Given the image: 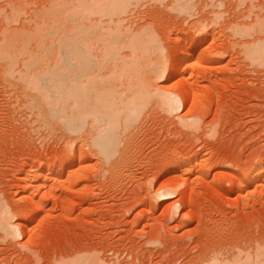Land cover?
Instances as JSON below:
<instances>
[{
    "label": "rangeland",
    "instance_id": "374dc122",
    "mask_svg": "<svg viewBox=\"0 0 264 264\" xmlns=\"http://www.w3.org/2000/svg\"><path fill=\"white\" fill-rule=\"evenodd\" d=\"M58 1L0 0V39L24 32L18 29L38 32ZM159 1L131 7L122 27L137 33L150 25L163 65L194 48L197 56L181 80L197 97L175 112L155 98L157 105L147 106L123 134L113 171L93 155L85 133L41 124L21 83L2 76L0 60V211L10 218L9 231L0 227V264H204L264 252V177L244 187L255 169L264 170V58L244 53L245 45L264 39V0H192L190 14L176 0ZM61 13L53 16L56 26L72 25ZM241 24L248 32L255 25L257 34L245 27L242 36ZM155 83L166 95L178 93L172 78ZM56 161L71 181L52 177V188L38 191L44 207L36 222L38 212L29 214L26 206L27 186L35 169L41 177ZM178 161L184 167L177 170ZM198 161L209 165L208 175L195 167ZM181 184L175 197L158 199Z\"/></svg>",
    "mask_w": 264,
    "mask_h": 264
},
{
    "label": "bare ground",
    "instance_id": "6f19581e",
    "mask_svg": "<svg viewBox=\"0 0 264 264\" xmlns=\"http://www.w3.org/2000/svg\"><path fill=\"white\" fill-rule=\"evenodd\" d=\"M142 1H58L55 4L56 8H47L48 12L42 17L44 18V24L41 23L42 28L41 24L37 25L39 26L37 28L38 32L34 33L36 29L34 31L32 29L31 33L34 34L29 35L30 32L28 31L30 29H27V31L26 29H18V31L24 32L17 33L13 30L14 33L7 34L6 39H0V60L4 61L3 68L1 67L2 70L4 69V73L1 74L8 77V80L13 79L21 83L22 87L20 86V88H23V93L28 98L26 105L35 111L34 113L38 116V120L42 122L41 124L54 127L58 123L60 127L71 134L85 133L86 138L90 141L93 155L101 158L106 163L105 166L108 164L110 166L109 170L112 171L115 170L114 167L118 166L116 163H118L122 154L123 142L125 141L123 136L139 120L144 110L146 111V107L155 102V98H160V104L166 111H178L185 107L188 100L197 97L195 91L191 88L192 86L183 83L181 80L182 75L190 70L193 60L197 56L196 50H193L194 48L188 50L185 47L186 49L180 53L183 56L179 60L172 61L170 65H163L162 56H160V52L162 53L161 46H159L157 36L154 35L155 31L152 30L150 25H148L151 28L149 29L154 33L149 31L148 26L144 30L137 29V33H135L136 30L125 28L124 25L122 27V24H124L122 15L125 17L126 14L131 13L133 10L130 12V9L133 6H138ZM160 1L163 2V0ZM188 1L192 0H176L174 6L179 10H187L186 13L190 14L188 11L193 8H190L191 5L188 4ZM19 5L16 6L15 12L18 9L21 11V5ZM61 11V14L68 17L72 25L57 27L58 24L52 19L53 16H58ZM104 19L106 20L105 23ZM262 23L257 21L255 25L257 27L259 25L263 26ZM107 24H109V28L106 27ZM111 25H114V27L111 28ZM241 25H238V28L243 36L244 31L249 26ZM255 25H253L252 30L249 29V32L247 30L249 35L250 31L254 32ZM239 30L237 29V31ZM258 33L262 32L258 31ZM32 41L35 44L33 48H30ZM249 45H245L246 50L244 48V53L247 56L249 55V58L251 56L250 59L257 56L264 58V39L255 41L252 46ZM123 50L124 52L129 50L130 52L128 51V54L122 55ZM203 58L208 60L207 57ZM20 59H23V62H21L23 66L16 70V66L21 64L19 63ZM39 65L45 67L40 69ZM2 70L1 72H3ZM159 78L167 81L171 78L175 80V89L177 88L178 93L173 95L171 91L169 92L170 95H166L161 92L162 87L156 86L155 83ZM72 157L67 160L68 163L73 159ZM35 164L37 166L42 165L41 162L34 163V166ZM177 164H179L177 170L184 167L179 161ZM37 166L35 167L38 168ZM61 167V161L60 163L56 161L41 177L40 169L33 171L34 181L30 183L31 185L28 183L29 194L26 193L28 196L25 200L28 201L26 205L28 211L31 209L38 212L36 222H39V214L42 207H44V200L40 199V201L37 198L38 191L42 187L49 191L52 188L50 187L52 186L51 182H49L52 177L57 176L59 180L63 178L71 181V176L63 175ZM195 167L202 169L204 175H208L211 171L209 165H203L200 161L195 164ZM87 168L88 166H85L82 169L86 170ZM263 171L262 167L255 169L252 178L246 182L244 187L256 186L259 180L264 177ZM181 187L182 184L176 190L174 189L175 191L163 193L158 199L162 201L175 197L180 191L177 192V190ZM240 187L237 189L239 190ZM184 193L183 191L182 195ZM27 209L25 214L28 212ZM176 211H179V207ZM5 213L0 211V227L9 231L8 225L10 223L8 221L10 218ZM18 227L14 226L12 232L21 237L23 235L22 230L20 231ZM28 232L31 234L32 229L28 228ZM243 250L245 251V249ZM247 251L245 252L247 253ZM245 252L233 253L235 256L229 255L230 258L229 256L224 259L215 257V259L208 260L204 264H264V252L261 248L259 252H254L256 254H253L254 256H251V253L246 256ZM99 261V259L97 263L93 261V264H99ZM100 263L103 262L100 261Z\"/></svg>",
    "mask_w": 264,
    "mask_h": 264
}]
</instances>
